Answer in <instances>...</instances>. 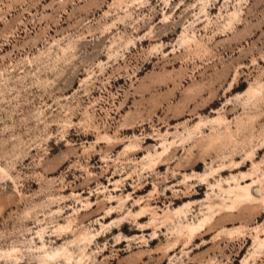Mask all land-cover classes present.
Listing matches in <instances>:
<instances>
[{"label":"rangeland","instance_id":"obj_1","mask_svg":"<svg viewBox=\"0 0 264 264\" xmlns=\"http://www.w3.org/2000/svg\"><path fill=\"white\" fill-rule=\"evenodd\" d=\"M0 264H264V0H0Z\"/></svg>","mask_w":264,"mask_h":264},{"label":"bare ground","instance_id":"obj_2","mask_svg":"<svg viewBox=\"0 0 264 264\" xmlns=\"http://www.w3.org/2000/svg\"><path fill=\"white\" fill-rule=\"evenodd\" d=\"M255 187V184L253 183V184H251V185H247V186H244L243 188H241L243 191H244V193H245V196L247 197V198H257L255 195H254V192H253V188ZM262 192V191H261ZM239 198V197H238ZM241 198V197H240ZM258 199V198H257ZM139 217V216H138ZM144 218V216H141L140 217V219H143ZM209 220L206 218V219H202V220H200L198 223H192V224H189L188 225V230H189V234H190V237H191V239L193 238V237H195L196 236V234L200 231V230H202L204 227H205V225L207 224V222H208ZM211 221V220H210ZM49 256V255H48Z\"/></svg>","mask_w":264,"mask_h":264}]
</instances>
